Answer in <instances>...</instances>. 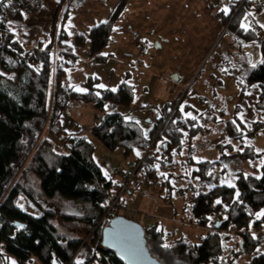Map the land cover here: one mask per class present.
I'll use <instances>...</instances> for the list:
<instances>
[{"label": "trees", "instance_id": "16d2710c", "mask_svg": "<svg viewBox=\"0 0 264 264\" xmlns=\"http://www.w3.org/2000/svg\"><path fill=\"white\" fill-rule=\"evenodd\" d=\"M57 1L58 12L48 33L50 41L40 48L28 47L18 40L7 23L21 24L35 17L44 0H0V264H70L80 246L84 262L79 264H89L93 239L88 236L104 214L102 201L109 194L112 180L103 175L92 158V143L79 133L66 134L62 130L61 116L77 104H91L101 113L92 136L108 151L120 149L131 167L137 166L134 178L159 180L160 190L165 188L167 193L164 199L190 192L189 223L207 231L197 241H167L156 225L146 228V247L160 264H264V252L257 251L264 241V216L256 218L264 211V149L257 152L248 143L264 134V119L242 124L236 119L223 120L222 111L208 110V122L215 124L219 118L220 132L227 140L239 142L236 151L229 143L212 144L210 149L220 153L217 159L193 158V138L210 129L198 123L197 115L194 119L185 116L178 106L165 109L146 139L134 120H126L117 111H105L106 105L130 107L132 86L122 83L112 92L98 88L99 80L90 76L82 84V91L70 85L68 70L75 67L77 58L63 24L68 12L76 11L87 0ZM125 5L126 0H121L106 21L92 27L87 36H77L74 45L83 47L88 41L90 55L99 63L105 62L101 52ZM247 9L248 2L244 0L232 5L228 16L216 14L225 27L224 33L240 42L257 37L256 31L240 27ZM260 54L255 68L239 60L238 70L241 97L246 88L256 85L257 108L264 115V64L259 63L264 60V39ZM43 131H47L45 138L41 137ZM51 135L60 136L63 149H54ZM224 159H258L260 164L256 174L235 172V187L214 185L212 180ZM163 169L165 173L161 175ZM177 169L188 178V185L175 186ZM20 194L33 203L37 215L18 206ZM60 203L71 205L73 212L62 210ZM229 228L235 233L231 234ZM251 230L263 234L253 239ZM99 250L107 258L102 256L98 264H121L101 242ZM72 264L77 263L73 260Z\"/></svg>", "mask_w": 264, "mask_h": 264}, {"label": "crops", "instance_id": "0c3cea01", "mask_svg": "<svg viewBox=\"0 0 264 264\" xmlns=\"http://www.w3.org/2000/svg\"><path fill=\"white\" fill-rule=\"evenodd\" d=\"M242 1L244 0H126V5L114 24L116 30H113L101 52L106 57L105 62L99 63L90 55L88 41L83 47H78L74 45V39L79 35L87 36L92 27L106 21L120 0H87L76 11H70L63 24L68 44L77 58L75 67L68 70L70 85L76 90H82V84L90 76L99 80L98 85L105 86L98 87L100 89H117L122 83L132 86L130 107L114 108L108 105L105 111H117L125 118L131 117L126 120H134L146 139L171 105H174L173 109L178 106L185 116L194 117L197 109L219 99L214 92L209 101L205 98L210 86L224 83L218 78L223 74L220 67L229 68L233 63L234 70L229 69L226 75L229 83L239 85V60L252 65L261 59L260 44L264 39V28L260 25L264 24V9L259 7V3L264 4V0H247L248 9L244 18L247 16L249 30L257 32L256 39L240 42L227 34L225 47L220 49L216 46L217 75L211 74L208 77L206 74L200 78L198 74L195 77L214 44L226 35L216 16L217 13H222L219 9L226 4L231 8ZM58 6L57 0H44L40 14L25 19L24 28L21 24L14 23H8L7 28L25 45L42 48L50 41L48 20L56 15ZM196 81L199 82L196 84ZM180 96L182 97L178 101ZM134 99L137 100L133 103ZM208 110L209 107L206 111L203 110L207 112L204 116L206 122ZM62 118H66V124H61L65 132L79 133L80 137L89 141V137L94 138L91 130L100 122L101 113L95 111L91 104H77L66 111ZM193 158L196 160L194 155ZM188 169L191 171L192 166L189 165ZM131 188L125 198L128 203L141 211V206H145L146 201L150 200L149 203H153L154 207L144 211L156 213L168 220H145L148 222L144 225L145 228L156 225L166 238H186L190 241H197L205 234L204 229L189 223L191 214H178L176 207L171 204L172 196L164 199L167 202L163 203V193L160 197H152L141 188ZM154 198H158L160 202H156ZM258 249L259 252H264V241Z\"/></svg>", "mask_w": 264, "mask_h": 264}, {"label": "rangeland", "instance_id": "374dc122", "mask_svg": "<svg viewBox=\"0 0 264 264\" xmlns=\"http://www.w3.org/2000/svg\"><path fill=\"white\" fill-rule=\"evenodd\" d=\"M41 9L35 17H37L40 14ZM68 14H69V12H68ZM54 17L48 20V25L51 26V23H52ZM30 18H34V17H30ZM24 21H23V23H21L22 28L25 27ZM220 25H222V24L220 23ZM222 29L224 32L225 27L222 26ZM223 32L220 33V36L222 35ZM226 36H227V34L220 41H217L214 44L213 48L209 51L207 57L200 64V66H199V68L195 74V77H197L198 74H199L200 78H203L206 74H208V77L211 74L214 76L217 75L216 74V71H217L216 62L218 60L216 59V56H217L218 49L216 48V46H218L220 49H223L226 45L225 44ZM28 47H32V45L28 46ZM33 47H35V46H33ZM233 67H234L233 63H231V66H229V68H227L226 66L220 67L221 69H223V74H222V77L220 76L218 78L221 79L224 83L222 85H218V86L214 85V87L210 86L209 90H208V94L206 95V98H205L207 101H209L212 93L214 92L218 95L219 99L212 100L210 104L207 103L206 107L199 108V110L197 109L196 115L198 116L197 117L198 123L202 127L209 128L210 131L208 130V131H205L204 133H200L199 135L195 136V138H193V140L191 142L193 145V148L195 149L194 157L196 158V160L217 159L220 156V153L218 150L210 149L212 144L221 143V142L222 143H229V144H232L233 151H236L238 149V146H239V142H231L230 140H227L224 135H222V132H220L221 131L220 130L221 124H219L220 123L219 118H217L218 120H217V123H215V124L210 123L208 121L207 122L204 121L205 113H207V112H205L207 107H209V110H211L210 111L211 113L217 112V111L218 112H221V111L224 112V119L223 120H235L236 119L239 122H242V124L243 123L247 124L251 121L264 119V115L257 108V96H258L257 88L256 87L246 88L245 91L243 92V96L241 97V86L237 85V84H231L228 82V75H226V73L229 72V69L234 70ZM0 72H2L1 69H0ZM231 72H233V71H231ZM238 73H239V71H238ZM222 78H224V79H222ZM198 82L199 81H196V84ZM194 87H195V84H194ZM211 87H213V88H211ZM181 97L182 96L179 97L178 101H180ZM136 100L137 99H134L133 103L136 102ZM203 110H205V111H203ZM202 112H204V113H202ZM72 114H74V112H72ZM208 118H209V116H208ZM60 122L62 125L66 124V118L60 119ZM62 130H63V132H65L64 129H62ZM65 133L68 134L67 132H65ZM46 136H47V131H43V133L41 134V137L45 138ZM49 139L53 142V145L55 146L54 149L56 151H59V148L62 147V142H61L60 136L51 135V136H49ZM89 141L92 143V146H93L92 158L100 166V168L103 172V175H105L104 173L107 172V176H108V178L112 179V183L119 180V176L121 173L126 172V170L128 172L131 170L132 163H131L130 167H128L129 160L124 159L122 151L120 149L115 150L114 152H111V151L106 150L103 147V145L99 141H97L95 138L89 137ZM248 143H251L255 147L257 152L263 150L264 149V134H259L258 136H256L254 139H252ZM62 149H63V147H62ZM224 152L228 153V151H224ZM185 154H186V151H183V155H185ZM222 161H223L224 165H222V167L217 169V172L214 175V178L212 180L214 185L234 184V175L233 174L237 171H243L244 174H256L255 173L256 169L259 168V164H260V160H258V159H255L252 161H246V162H242L240 160H231V161L227 160V161H225V159ZM24 165L21 168V170L24 168ZM180 171H181L180 169H177V171L175 172V174L177 173L176 177L179 179H178V181L173 182L175 184V186H177V187L188 185V183H186L188 178H186L184 175H183L184 176L183 177L182 174H180L181 173ZM164 173H165V169L160 171L161 175H163ZM188 173H190L189 169H188ZM32 178H33V176H32ZM192 184H194L193 181H192ZM131 186L137 187L138 189L141 188L144 192H146V194H149L152 197L153 196L154 197H160L161 194L163 193L161 202H163V203L167 202L164 200V198L167 197V193L164 190L165 188L160 190L161 182L159 180L158 181H145L142 178H138V179L134 178L133 182L129 186V190L132 189ZM203 189L209 190L210 188L204 187ZM172 196L173 197L171 199V204L176 207L178 214H183L185 216L186 215L188 216V214H191L190 213V207H189V205H190L189 199H191L190 192H188V194H185L183 196H178L176 194H173ZM126 197H127V194L123 197V202L127 203L128 206L130 208H133V210L135 211V214L128 215L129 219L134 220V221L138 222L139 224H141L142 226H144L146 223H148L145 220H152L154 216H155V220L162 218L161 216L156 215V213H150V212L144 211V210H148V209L152 210V208L154 207L153 203H149L150 200L146 201L145 206H143V205L141 206V208H140L141 211H140L136 207H134L130 203H128L125 200ZM158 200H159L158 198L155 199L156 202H160ZM17 204L21 209H23L24 211H26L28 213H31L34 215L38 214V211L35 208V206L33 205V203L30 200H28L23 194L19 195L18 200H17ZM59 205H60V208L64 211L73 212L71 210V208H73L71 205L63 204V203H60ZM74 207H77V206H74ZM161 220L168 221L165 218L164 219L162 218ZM152 221H154V220H152ZM205 231H207V230H205ZM166 239H167V241L173 240L172 238H166ZM0 248H1V246H0ZM10 260L12 262L13 258H10ZM75 262L76 263L77 262L83 263L84 259L79 258V259L75 260Z\"/></svg>", "mask_w": 264, "mask_h": 264}, {"label": "water", "instance_id": "95a60500", "mask_svg": "<svg viewBox=\"0 0 264 264\" xmlns=\"http://www.w3.org/2000/svg\"><path fill=\"white\" fill-rule=\"evenodd\" d=\"M218 222L215 223V227ZM145 229L138 222L123 216L110 220L102 233L101 245L113 252L121 264H160L152 257L145 243Z\"/></svg>", "mask_w": 264, "mask_h": 264}, {"label": "built area", "instance_id": "2783aa9c", "mask_svg": "<svg viewBox=\"0 0 264 264\" xmlns=\"http://www.w3.org/2000/svg\"><path fill=\"white\" fill-rule=\"evenodd\" d=\"M259 7L264 9V4L259 3ZM142 52L144 50L142 49ZM137 166L131 167V170L128 172L121 173L119 176V180L113 182L111 184V188L109 191V194L106 199L102 201V206L105 208L104 214L99 219L96 226L92 229L88 237H91L93 239V245L91 248V259L89 261V264H98V259L102 258V253L99 250V243L102 239V233L104 229L107 227L110 220L116 216H123L128 218V215L135 214V211L133 208H130L127 203L123 202V197L129 192V186L133 182L134 176H135V170ZM152 220H155V216ZM144 229H146L143 226ZM228 231L230 233H235V231L232 228H229ZM250 233L254 236L255 239H259L260 236L263 234L260 230H251ZM86 239L82 243V245L85 243ZM81 246L78 248L76 253L74 254L72 260L70 261V264H72L73 260H77L79 258H82V254L80 252ZM105 257V256H103ZM107 257H105L106 259Z\"/></svg>", "mask_w": 264, "mask_h": 264}, {"label": "snow or ice", "instance_id": "6c2138e0", "mask_svg": "<svg viewBox=\"0 0 264 264\" xmlns=\"http://www.w3.org/2000/svg\"><path fill=\"white\" fill-rule=\"evenodd\" d=\"M229 2H231V0H229ZM219 11L222 12L225 16H228L229 13H230V8H229V7L227 6V4H226L223 8L219 9ZM248 15H251V13H249ZM246 21H247V16L244 18V21L241 22L240 27H241L242 29H244L245 31H248V30H249V26L246 24ZM260 27L264 28V24H261ZM113 30L115 31L116 29H113ZM259 63L264 64V60L260 61ZM256 66H257V65H256L255 63L252 64V67H253V68H255ZM98 87L103 88V87H105V86H104V85H98ZM253 87H257V86L254 85ZM77 90L82 91L81 89H77ZM111 91H112V92H115V91H117V89H116V88H112ZM97 95H98V94H97ZM105 107L107 108V105H106ZM188 115L190 116L191 114H188ZM125 119H131V117H126ZM193 119H194V117H193ZM233 123H235V122H233ZM157 150H159V146H158V149H157ZM136 155L139 156L140 153L137 152ZM104 174H105V176H107V172H105ZM256 178H257V179H260L259 176L256 177ZM228 186H229V187H235V185H233V184H229ZM236 197H237V198L239 197V192L236 193ZM215 203H216V204H221V201H220V200H216ZM261 216H264V211H262V212L256 214V218H257V219H260ZM209 219H211V218L209 217ZM255 238H256V237H255V235H254V236H253V239H255ZM164 247L167 248L168 246L165 245ZM257 251L259 252L260 250L257 249ZM13 264H14V262H13ZM54 264H55V262H54ZM77 264H79V262H77Z\"/></svg>", "mask_w": 264, "mask_h": 264}]
</instances>
